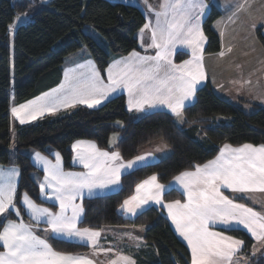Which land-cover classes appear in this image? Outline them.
<instances>
[{"label":"snow or ice","instance_id":"1","mask_svg":"<svg viewBox=\"0 0 264 264\" xmlns=\"http://www.w3.org/2000/svg\"><path fill=\"white\" fill-rule=\"evenodd\" d=\"M143 4L155 12V23L149 20L141 29V38L144 30H150L148 47L155 49V55L133 51L128 57L109 65L106 79L95 63L88 60L77 66L80 71L70 69L72 75L66 73L65 83L58 89L12 107L11 112L19 123L25 124L47 112L77 104L96 107L111 94L126 89L129 110L142 112L164 108L176 118L177 123L182 124L184 109L195 102L198 86L208 79L203 64V46L207 37L201 27V17L209 5L205 0H162L159 10H155L148 0H143ZM243 7V4L239 5L237 11ZM8 27L13 30L15 24ZM178 45L191 50V59L181 64L174 63L172 59ZM220 55L223 56L224 52ZM72 148L75 162L85 171H65L59 152H54L55 162L40 152L32 154L31 158L44 173L39 181V193L56 202L59 208L53 211L43 207L27 192L23 193L20 203L26 207L35 225L25 223L16 206L17 179L21 174L19 167L15 164L9 169L0 167V215L9 213L11 209L18 217V220H7L0 230L3 247L0 264H94L85 255L56 251L47 239L36 234L35 228L42 222L46 227L41 230L51 233L53 238H74L99 247L101 231L78 226L84 213L82 202L85 195L91 198L98 191L118 186L123 172L136 170L138 165L153 157L149 152L126 161L118 150H101L90 141H77ZM163 148L167 149L168 145L163 144ZM177 185L183 190L186 200L165 203L166 187L171 191ZM222 189L231 190L233 194L264 192V144L245 143L233 147L226 143L213 160L195 164L193 170L181 172L168 186L160 183L157 175L153 174L136 185L135 193L123 201L120 210L136 216L138 212L147 210L145 206L150 203L160 205L167 209L176 230L187 241L191 249V264H232L244 241L213 228L224 226L230 231L239 230L242 226L257 241H264V211L238 203L236 196L230 198ZM77 200L81 202L77 203ZM128 235L141 241L140 237ZM111 264H135V261L120 254Z\"/></svg>","mask_w":264,"mask_h":264},{"label":"trees","instance_id":"2","mask_svg":"<svg viewBox=\"0 0 264 264\" xmlns=\"http://www.w3.org/2000/svg\"><path fill=\"white\" fill-rule=\"evenodd\" d=\"M111 0H0V165L7 166L11 156L12 129L15 131L14 161L20 168L16 203L22 218L35 225L20 203L28 193L33 200L53 209L55 205L41 199L36 175L42 172L31 162L28 150L46 152L56 147L64 158V166L72 168L71 145L79 139H91L102 148H109L114 132L121 137L118 150L124 159L135 157L139 150L152 142L163 141L170 148L166 157L138 167L122 176V187L113 193L87 197L80 227L99 229L103 226H145L144 240L150 252L147 262L138 264H190L187 246L177 237L168 218L155 206L147 208L134 219L119 212L123 201L131 196L136 185L155 174L161 183H168L195 164L213 159L224 144L233 146L264 144V105L252 113L220 97L210 83L199 88L196 102L184 109V121L176 122L169 112L159 110L135 115L126 107L124 95L111 98L97 108L76 106L45 115L35 122L13 126L10 104L23 103L61 81L66 58L83 48L105 73L111 59L138 49L137 33L145 24V16L137 6ZM35 7L31 19L20 24L12 37L10 24L19 14ZM221 15L215 6L204 22L208 38L206 52H218L221 42L213 23ZM86 25L94 27L105 40L99 43L85 32ZM263 26L257 35L264 47ZM13 43V48H12ZM187 57L180 52L177 60ZM121 122V125H119ZM184 200L177 189L164 194L165 201ZM13 218V214H10ZM0 225V230H1ZM244 241L242 253L246 264H264V250L253 255L255 241L244 230H226ZM39 234L41 231H37ZM56 251L85 253V244L47 237ZM3 249L0 244V251ZM152 259V260H151Z\"/></svg>","mask_w":264,"mask_h":264},{"label":"crops","instance_id":"3","mask_svg":"<svg viewBox=\"0 0 264 264\" xmlns=\"http://www.w3.org/2000/svg\"><path fill=\"white\" fill-rule=\"evenodd\" d=\"M111 1L123 2V3H129L132 5H135L143 12V14L145 16V23H147L149 20H152L153 24L155 23V12L149 11L147 6H145L143 4V0H138V2L131 1V0H111ZM205 2L209 5V7L205 10L204 15L201 17V27H202V30H203V33L205 36H206V34L204 31V22L206 21L207 17L209 16V13L211 12L212 7L215 6L221 12L220 17L218 19H216L213 23V29L218 33L219 38H220L221 49L218 52H206L208 38L204 41L203 64H204L205 72H206L208 79L206 81H204L201 85H199L198 89L205 86L206 84L210 83V85L213 87L214 91L220 97H222L223 99H225L231 103L236 104L239 107H241L243 105H248V106L252 105V107L256 108L257 106L264 105V85H263V83H264V52L261 54V57L259 59H257L253 55V52L246 45H244L251 40H255V41H258L259 43H261L259 40V37L257 35V29L264 25V0H225V6H226L225 12H224L223 8L219 7L215 3L214 0H205ZM252 2L254 3V6L252 5ZM148 3L151 4L155 10H159V6L162 3V0H148ZM241 4L244 5L243 9L237 11L239 5H241ZM234 13H235V15H234ZM223 19H224L225 30H226V34H225L224 38H225L226 43H228L229 47L231 45H233V50H231L230 52H228L226 54V58L224 57L223 60L220 62L222 64L219 65L220 63L218 64L215 59H216L217 55H219V53H221V51L223 49V44H222L223 33H221L220 27H219L221 24L219 25L217 23L222 21ZM92 31L93 30H89L87 33H89L90 35L93 36L95 34V32L93 33ZM244 32H247L249 34H247L245 37ZM100 37H101L100 41H98L95 37L94 38L99 43L103 44L105 42V40L102 38L101 35H100ZM137 39H138L139 48L135 49L133 51L139 52L141 55H155V49L148 47L151 43V32H150V30H147V29L144 30V32L142 34V38H141V30H140L137 33ZM235 49H237V50H235ZM262 49L264 50V47ZM133 51H131L130 53H132ZM180 52L187 53V57L182 58L181 60H177L176 55ZM130 53H128L126 55H119V56L113 57L111 59V61L109 62V65H111L113 63V61L119 60L122 57H128ZM73 55H75V56H73ZM172 59H173L174 63L181 64L184 60L191 59V50L189 48H187L186 46L178 45L176 50L174 51ZM88 60L93 61L96 65V67L99 69L97 62L90 56L87 49H85V48H83L82 50H80L78 52H75V53L69 55L66 58L65 63L63 65L61 81L57 85H55L54 87H52L46 91H43L39 95H37V96H35V97H33V98L23 102V103H20V104H25L30 100H34L38 96H42L44 93H49L53 89H58L61 84L65 83V74L69 73L70 69H75L78 72V71H80V69H78L77 66L80 64H84ZM109 65L107 66V68L109 67ZM107 68H106V70H107ZM218 68L224 69L225 71H222V70L218 71ZM100 72H101V70H100ZM221 73L225 74L226 77L221 78ZM101 74L106 79L107 72L106 71H105V73L101 72ZM69 75H72V73H69ZM260 79H263V81H260ZM252 86H254L253 89L251 88ZM119 95L125 96L126 107L129 110L128 104H127L128 94H127L126 89L118 90L117 92L111 94L107 100L102 101V103L100 105H97L96 107H92V108L100 107L103 104H105L108 100H110L111 98L119 96ZM196 99L197 98H195V102H196ZM20 104L14 103L13 99H12V102L10 104V112H11L12 107H17ZM80 105L86 106L83 104H77L74 107L80 106ZM74 107H69V108H74ZM86 107H88V106H86ZM69 108H60L56 112H60L62 110L69 109ZM159 110H163V111L168 112V110L164 109V108L147 109V110L142 111V112H137L135 110H129V111L131 113H134L135 115H143V114H146L149 112L159 111ZM52 113H55V112H47L43 116H45L47 114H52ZM11 116H12V112H11ZM43 116H41V117H43ZM41 117H38L36 120H38ZM13 120L15 121V124H20L18 119L15 118ZM36 120L29 121L28 123L35 122ZM119 125H121V122H119ZM13 126H14V124H13ZM14 137H15V131H14V129H12V138L14 139ZM120 137H121V134L119 132H114L111 135L110 140H109V148H102L97 144L96 141L91 140V139H79V140L74 141L71 145L72 168H66L64 166L63 155L54 146H48L46 152H41L39 150L30 149V150H28V154L30 156L31 162L34 164L35 167L38 168L39 171L42 172L40 175H36L35 179L37 180V182L39 184V181H41L43 179L44 173H43L42 167L38 164H35L34 160L31 158L32 154L34 152H40L42 155L48 157L49 159H52L53 162H55L54 152H59L61 157H62V164H63V168L65 171L82 172V171H85V169L83 168L82 165L75 162V159H74L75 158V151L72 148V146L77 141H86V142L90 141V142H94L95 145L101 150L117 151L118 150L117 146H118V142H119ZM13 142L11 144V156L13 157V161L11 162V164H9L7 166L0 165V167H2L3 169H9L13 164L18 166L14 161L15 160L14 155L16 153V148H15V144L13 146ZM163 144H165V143L163 141L159 140L156 142H152L149 145L142 148L141 150H139V153L136 156L144 155L146 153L151 152V153H153V157L150 158L145 164L138 165V167L146 165V164L154 163V162L166 157L167 155H169L170 148L168 147L167 149H164ZM253 145H255V144H253ZM259 145H261V144H259ZM259 145H256V146H259ZM238 146H241V145H238ZM238 146H233V147H238ZM219 152H220V150H219ZM219 152L217 155H219ZM133 158H131V159H133ZM213 159H211V160H213ZM127 160H130V159H127ZM191 170H193V169H191ZM131 171H133V170H129L128 172H123L121 174V182L118 186H114L111 189L98 191L96 193V195H94V196L105 195V194H109V193H113V192L118 191L122 187V176L126 173L131 172ZM147 178H145V179H147ZM19 179H20V176L17 179V187H18ZM173 179L171 181H169L168 183H162V184L168 186L170 184V182H173ZM141 182H139V183H141ZM175 189L179 190L183 194V190L181 188H179L178 185L175 186ZM167 191H169V190L166 187L164 194ZM222 191H224V194L228 195L230 198H233L234 196H236L238 203L247 204L249 207H253L257 211H264V192L254 191V192H249L247 194H233L231 192V190L222 189ZM134 193H135V191H134ZM40 196H41V199L43 201L55 205L56 208L53 209L52 207H50L48 205L40 204V203L36 202L37 204H40L43 207L51 208L53 211L59 210L58 204H56V202L49 200V199H46L41 194H40ZM241 196H247L248 198H239ZM87 197L88 196L85 195L84 198H87ZM163 199H164V197H163ZM185 200H186V196L184 195V200H181V201L184 202ZM80 202H81L80 200H77V203H80ZM164 202L167 203V201H165V200H164ZM168 202H170V201H168ZM16 206H17V203H16ZM152 206L158 207L165 214V216L168 218L169 223H170L172 229L174 230L175 234L177 235V237L187 246V248L189 250V254H190V264H191V249L188 246L187 241L182 236H180V234L176 230L175 225L173 224L171 218L167 214V209L162 208L160 205H156V204H152V203H150L149 205H146L145 208L147 209V208L152 207ZM17 208H18V206H17ZM23 208L25 210L26 215L30 219V221L35 223L31 219V216L28 213L26 207L23 206ZM84 212H85V209H84ZM119 212L123 216H125L126 218H129V219H134L137 215L140 214V212H138V214L136 216H131V215L123 213L120 210V208H119ZM11 213L14 216L13 218L10 217ZM20 216L22 217L21 211H20ZM83 217H84V213L82 215L81 221H82ZM7 220H18V217L11 211V209L9 210V213L0 215V225L2 224L1 230H2L3 226L7 223ZM24 222L28 223L25 220H24ZM45 227H46V225L41 222L39 227L35 228L36 234L39 235L41 238H44V239H47V237H49V236L52 237L51 233L44 232L41 230ZM82 228H84V227H82ZM223 229H225L224 226H219V227L213 228V230H215V231H223ZM239 229L244 230L245 232H247L251 236V234L246 229H243L242 226H240ZM94 230H100L101 231V237L98 240L99 247H93V246L86 244L84 242L75 240L74 238L70 239V238H66L63 236H59L57 238L62 239V240H67V241H71V242H77V243L88 245L90 247V250L88 252L79 253L76 255H85L89 259H92L94 261V264H101V261L103 259L106 260L107 257L110 258L112 261L113 259H115L120 254H123L127 257H130L133 261H135V264H138L139 259L147 262L146 254L148 255V253L150 252V250H149L150 248L148 247V245L146 244V242L144 240V231L146 230L145 226H136V225L103 226L99 229H94ZM37 231H41L42 233L39 234ZM129 233L131 234V236L140 237L142 242L131 239L128 235ZM225 234L233 236V235L228 234L226 232H225ZM252 238L255 241V245H254L255 253H258L261 250H264V241H257L254 237H252ZM237 239H240V238H237ZM138 243H139V247H137ZM243 247H244V245H243ZM243 247L239 251V253H237L236 257H234L232 264H246L247 257L245 254L242 253ZM101 249H113V251L107 252V251H102ZM1 251H3V249ZM72 254H74V253H72Z\"/></svg>","mask_w":264,"mask_h":264},{"label":"rangeland","instance_id":"4","mask_svg":"<svg viewBox=\"0 0 264 264\" xmlns=\"http://www.w3.org/2000/svg\"><path fill=\"white\" fill-rule=\"evenodd\" d=\"M39 1H41V2H44V3H47V0H39ZM131 1H135V2H138V0H131ZM215 1V3L219 6V7H221V8H223V10H224V12H225V10H226V6H225V0H214ZM129 4V3H128ZM252 5L254 6V3L252 2ZM37 10V9H36ZM35 10V7H33V8H31L30 10H29V12H25V13H23V14H19L18 16L20 17V19H17L16 20V22H15V28L12 30V37H13V35H14V33H15V31H16V28L20 25V24H22V23H26L29 19H31V17H32V15H33V12L34 11H36ZM26 14V15H25ZM224 23V19L222 20V21H220V22H218L217 24H221L219 27H220V31H221V33H223V36H222V44H223V49H222V51L221 52H224V55L223 56H221L220 55V53H219V55H217V57H216V62L219 64L222 60H223V58L225 57L226 58V54L228 53V52H230L231 50H233V45H231L230 47L228 46V43H226V41H225V38H224V36H225V34H226V30H225V23ZM217 28V27H216ZM219 29V28H218ZM84 30H85V32H88L89 30H93L92 32L94 33L95 32V34L93 35V37H95L98 41H100L101 40V37H100V33L94 28V27H92V26H90V25H86L85 26V28H84ZM247 34H249V33H247V32H244V36L246 37V35ZM244 45H246L252 52H253V55L255 56V58H257V59H259L260 57H261V54L264 52V50L262 49L263 48V46L261 45V43H259L258 41H255V40H251V41H249L248 43H246V44H244ZM12 48H13V43H12ZM229 49H231L230 51H229ZM238 49V48H237ZM237 49H235V50H237ZM73 56H75V55H73ZM222 63H220L219 65H221ZM220 70H222V71H225L224 69H221V68H218V71H220ZM222 77H226L225 76V74H222L221 73V78ZM260 81H263V79H260ZM263 85H264V83H263ZM252 89L254 88V86H252L251 87ZM246 112H248V113H252V112H254L255 110H256V108H254V107H252V105H243V106H241ZM255 109V110H254ZM11 113V112H10ZM55 113H57V112H55ZM52 114H54V113H52ZM48 115V114H47ZM13 119H15L14 117H13V114H12V120ZM13 124L15 125V121L13 120ZM14 141V139L12 138V142ZM257 247V246H256ZM101 264H111V259L110 258H106V260H102L101 261Z\"/></svg>","mask_w":264,"mask_h":264},{"label":"built area","instance_id":"5","mask_svg":"<svg viewBox=\"0 0 264 264\" xmlns=\"http://www.w3.org/2000/svg\"><path fill=\"white\" fill-rule=\"evenodd\" d=\"M262 31H263V33H264V27H263V30H262Z\"/></svg>","mask_w":264,"mask_h":264}]
</instances>
